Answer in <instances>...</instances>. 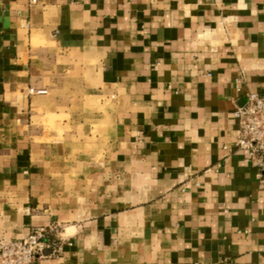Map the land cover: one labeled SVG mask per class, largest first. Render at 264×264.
Instances as JSON below:
<instances>
[{
  "label": "crops",
  "instance_id": "0c3cea01",
  "mask_svg": "<svg viewBox=\"0 0 264 264\" xmlns=\"http://www.w3.org/2000/svg\"><path fill=\"white\" fill-rule=\"evenodd\" d=\"M264 0H0V240L36 264H264Z\"/></svg>",
  "mask_w": 264,
  "mask_h": 264
},
{
  "label": "built area",
  "instance_id": "2783aa9c",
  "mask_svg": "<svg viewBox=\"0 0 264 264\" xmlns=\"http://www.w3.org/2000/svg\"><path fill=\"white\" fill-rule=\"evenodd\" d=\"M234 116L239 122L236 147L247 152L246 160L264 178V94H247L246 103L236 108ZM54 232L55 228L38 227L22 238L0 240V264H36L47 249L54 248Z\"/></svg>",
  "mask_w": 264,
  "mask_h": 264
}]
</instances>
